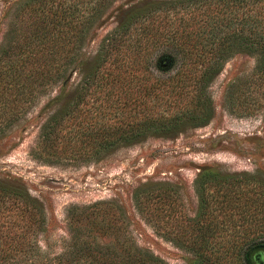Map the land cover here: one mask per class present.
Listing matches in <instances>:
<instances>
[{
    "label": "rangeland",
    "instance_id": "1",
    "mask_svg": "<svg viewBox=\"0 0 264 264\" xmlns=\"http://www.w3.org/2000/svg\"><path fill=\"white\" fill-rule=\"evenodd\" d=\"M60 1L63 0H55L54 5ZM153 1H108L94 17L95 20L100 16V22L88 29L82 49L74 43L75 24L66 22L88 17L89 13L63 18L58 11L54 16L55 22L61 21L55 29L56 35L59 30L60 48L70 54L68 62L56 60L54 65L66 63L69 82L62 87V79L55 78L33 95L28 88V99H23L21 108L15 110L18 119L0 132V260L3 264H31L32 253L35 256L37 253L38 258L62 253L70 244L68 213L73 207L107 208L118 218L116 237L95 230L98 243L119 247L132 241L166 264H256L255 251L264 250L262 208L250 207L245 222L225 220L222 224L223 198L215 199V195H223L224 191L235 192L249 174L255 175L264 186V90L255 71L254 57L234 55L209 82L206 91L211 95L214 113L205 124L186 123L172 135L149 134L135 142L124 141L116 133L117 138L112 142L103 138L100 156H93L91 146L97 133L102 137L113 134L112 130L131 118L126 119L128 110L120 103L127 97V82L133 85L130 76L125 79V75L131 70V77L140 76L145 70L143 64L137 68L130 66L131 53L127 54L125 46L119 47L121 52L113 50L105 65L100 66L103 45L121 21ZM50 3L51 0H0V48H6L10 41L18 51L23 37L28 35V71L32 67L30 51L40 30L38 24L52 17L42 14ZM93 68L98 77L93 83L82 82L81 77ZM147 69L152 73L148 80L153 87L150 94L153 98H148L152 111L175 109L170 96L175 84L162 85L156 73L161 69L152 66ZM118 71L124 73L123 81L106 84L110 79L105 81L103 76L109 72L117 75ZM239 82L245 84L238 85ZM82 85L81 89L85 87L87 92L73 112L61 116L58 110L73 103L71 99ZM239 87L244 93L230 106L225 99L226 91ZM155 98H158L156 103ZM135 102H131V108ZM11 111L15 114L14 110L6 109V113ZM45 126L46 131L58 134L60 139L54 141L57 146L46 141ZM69 138L73 140L65 145ZM78 145H83L82 149ZM207 168L216 170L218 179L224 181L217 185L218 194L207 198L209 207L214 209L213 223L216 222L209 235L207 213H197L201 202L196 183L199 173ZM206 186L209 190L216 187ZM137 188L153 190L149 203L145 201L139 206L133 197ZM30 199L39 211L36 218H31L29 213ZM196 241L205 242L201 254L193 247ZM237 241L248 243L244 260L238 258L233 246ZM10 244L15 248L9 253ZM33 246L36 248L32 252ZM254 248L257 249L248 258Z\"/></svg>",
    "mask_w": 264,
    "mask_h": 264
},
{
    "label": "trees",
    "instance_id": "2",
    "mask_svg": "<svg viewBox=\"0 0 264 264\" xmlns=\"http://www.w3.org/2000/svg\"><path fill=\"white\" fill-rule=\"evenodd\" d=\"M54 1L51 0V3L43 8L42 14H50L52 17L44 19L45 21L41 20L38 24L40 30L34 39L35 46L30 51L32 57L30 71H28V35L23 37L20 49L17 48L18 51H15L10 41L6 48H0V132L2 133L18 119L15 110L21 108L23 99H28V88L29 93L33 95L55 78L62 79V87L69 82V69L63 62H68L70 54L68 50L60 48L59 30L57 35L55 34L56 26L61 22L59 20L55 22L54 19L58 11L63 18L75 13L82 14L81 16H84L86 11L89 13L88 17H78L74 22L65 21L68 25L75 24L74 43L82 49L87 41L88 29L100 22V16L95 20L94 17L101 13L108 1L113 0H74L72 3L63 0L56 6ZM106 40L100 66L105 65L106 59L113 50L115 53L121 52L119 47L125 46L124 50L128 47L127 54L131 53L130 66L137 68L143 64L145 70H142L140 76L136 75L137 77H131V70L127 76L125 75V79L130 76L133 85L127 82L125 85L128 88V91L127 89L125 91L127 97L125 101H119L128 110L126 119L128 116L131 118L127 123L116 127L115 131L112 130L113 134L102 137L103 135L97 133L93 138L95 143L91 146L93 156L96 158L103 150L100 141L106 138L112 142L117 138L116 133L124 141L135 142L149 134L172 135L186 123L195 126L205 124L214 113L211 95L206 91L207 86L221 72L225 63L236 54H247L255 58V71L264 90V0H155L121 21ZM62 59V63L54 65L56 60ZM162 64L164 67L161 66ZM150 66L161 69L156 73L158 80L163 81L162 85L175 84L171 87L170 95L173 99L172 103L176 105L175 109L153 112L154 109L148 105V98L151 97L153 90L148 83L152 74L147 69ZM95 70L96 68H93L88 71L81 77V81L93 83V79L98 77ZM123 74L122 71H118L117 75L109 72L106 77L102 76L105 81L110 79V82L106 83L109 84L119 79L123 81ZM245 82H239L238 85H243ZM82 87L83 85L71 99L72 104L67 103L58 110L61 116L73 112L76 108L79 99L87 92L86 88L81 89ZM239 89L241 87L226 91L225 99L230 106L241 99L244 92ZM182 94L185 97H182ZM135 100V106L131 108L130 104ZM157 101L158 98H155V103ZM6 109L14 110L15 114L12 111L6 113ZM44 130L46 141L56 145L54 141L60 139L58 134H54L53 130L46 131V126ZM72 140L69 138L66 142L63 139L62 143L66 142V145ZM82 146L78 145V149H82ZM219 176L216 170L207 168L199 173L196 180L201 202V209L197 213L198 215L207 213L208 235L213 233L216 222L213 223L214 209L209 207L210 200L207 198L220 191L217 185H221L224 181L219 180ZM246 177L248 178L237 185L235 192L224 191L223 195H215L217 201L221 196L223 198V203L220 204V213L223 216L221 222L225 220L245 222L246 212H249L250 207H261L260 212L264 217L262 181L256 179L255 175L249 174ZM204 184H214L216 187L209 190ZM133 197L141 206L140 204L145 201L150 202L153 198V190L137 188ZM29 206L31 218H36L39 211L32 199L29 200ZM68 217L72 233L68 247L53 257L38 258L37 253L36 256L32 253L34 258L31 264H166L152 252L142 249L132 241L119 247L112 243H98L94 233L97 229L114 237L117 234L118 218L107 208L96 207L87 210L86 207H73L70 208ZM203 243L205 242L193 243L195 251L199 254L205 247ZM247 245L248 243H239V241L233 245L239 259L244 260L243 253ZM19 247L21 248V244ZM13 248H15L13 244L8 246L9 253ZM35 248L33 246L32 252ZM0 264H3L2 260Z\"/></svg>",
    "mask_w": 264,
    "mask_h": 264
},
{
    "label": "flooded vegetation",
    "instance_id": "3",
    "mask_svg": "<svg viewBox=\"0 0 264 264\" xmlns=\"http://www.w3.org/2000/svg\"><path fill=\"white\" fill-rule=\"evenodd\" d=\"M255 249H257V248H254V249H252V251L249 252L248 258L250 256V253L254 252ZM253 259L255 261H257V262H255L256 264H264V250L263 249L256 250Z\"/></svg>",
    "mask_w": 264,
    "mask_h": 264
}]
</instances>
